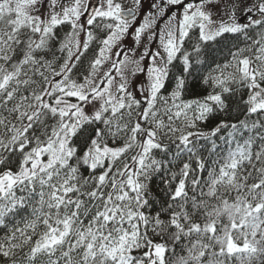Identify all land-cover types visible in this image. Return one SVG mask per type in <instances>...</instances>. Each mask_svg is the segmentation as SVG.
Wrapping results in <instances>:
<instances>
[{
    "label": "snow or ice",
    "instance_id": "6c2138e0",
    "mask_svg": "<svg viewBox=\"0 0 264 264\" xmlns=\"http://www.w3.org/2000/svg\"><path fill=\"white\" fill-rule=\"evenodd\" d=\"M0 264H264V0H0Z\"/></svg>",
    "mask_w": 264,
    "mask_h": 264
},
{
    "label": "trees",
    "instance_id": "16d2710c",
    "mask_svg": "<svg viewBox=\"0 0 264 264\" xmlns=\"http://www.w3.org/2000/svg\"><path fill=\"white\" fill-rule=\"evenodd\" d=\"M215 55L219 56L220 54L219 53H215ZM194 91H198V89H194Z\"/></svg>",
    "mask_w": 264,
    "mask_h": 264
}]
</instances>
